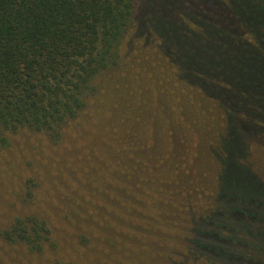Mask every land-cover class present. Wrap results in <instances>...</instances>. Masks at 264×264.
Here are the masks:
<instances>
[{
  "label": "trees",
  "instance_id": "16d2710c",
  "mask_svg": "<svg viewBox=\"0 0 264 264\" xmlns=\"http://www.w3.org/2000/svg\"><path fill=\"white\" fill-rule=\"evenodd\" d=\"M125 41L144 57L122 63ZM19 130L51 155L38 174L29 162L34 177L15 160ZM195 137L214 162L205 179ZM246 145L264 148V0H0V181L23 205L0 219L3 243L264 264V181Z\"/></svg>",
  "mask_w": 264,
  "mask_h": 264
},
{
  "label": "rangeland",
  "instance_id": "374dc122",
  "mask_svg": "<svg viewBox=\"0 0 264 264\" xmlns=\"http://www.w3.org/2000/svg\"><path fill=\"white\" fill-rule=\"evenodd\" d=\"M120 54H122V63H127L131 61L135 56H139L135 58L136 60H140L144 56L142 52H139V48L129 49L128 43L122 42L120 46ZM142 51L145 53V49L142 48ZM133 81L130 80V86L136 88L138 86L137 83L134 82V86L132 85ZM13 138V149H19L20 154L17 155L16 161L20 162L21 167L19 168V172H25L26 175H33V177L40 172L44 168L46 164H48L51 160V155L49 150L41 145H35L34 142L26 135V133L22 130H19L17 135ZM20 140V141H19ZM17 142L19 144H17ZM194 154L191 160V172L192 174H200L201 172H206V175L201 177V179H205L209 170L214 167V162L212 158L206 156L205 150H201V145H199V140L195 137L194 141ZM245 149V148H244ZM248 155L246 156V161L249 167L264 181V148L260 145L250 146L247 148ZM242 152V151H241ZM245 155V153H244ZM32 161L38 170L33 174L32 170L28 167L29 162ZM25 164V166H24ZM6 167L0 166V173L2 169ZM15 173L14 170L9 169V175ZM207 181V180H205ZM204 181V182H205ZM203 186V185H202ZM0 190L8 191L9 193L6 196L0 193V219H3L6 216H10V214L15 213L21 208L23 205L21 203V198L16 194V190L9 188L5 183L0 181ZM34 193L45 200L47 197V192L44 191V186H36L33 188ZM196 198V196H194ZM49 199V198H48ZM200 204L204 201V198L199 197ZM46 203V202H44ZM41 203V204H44ZM44 207V206H43ZM46 210L47 208L44 207ZM138 220L145 223H154L159 225L155 218H149L146 216H139ZM171 229L175 230V228L171 225ZM110 231V230H109ZM61 235H65L68 237L67 228L64 225L60 226ZM111 234V231L110 233ZM108 234L107 237L109 236ZM112 235V234H111ZM69 241L64 242L63 248H56V250H52L46 248L42 252L38 253H30L21 248L20 246H9L3 243L0 240V264H49L50 260L54 256H61L63 258H68L70 256L81 260L84 264H124L122 259L127 263H131L128 261L127 257L124 255V251H128V249H124L122 246L116 250L112 246L107 245L106 239L97 241L92 246L84 247V245L75 243L73 247L68 245ZM149 246L155 247L154 249H159L163 251V259L167 261L166 254L170 252V249L166 246H159L157 244H148ZM166 252V254H165ZM170 255V254H169ZM142 261H138L139 264H165L162 259L157 257H152L149 252L143 253ZM136 260V259H135Z\"/></svg>",
  "mask_w": 264,
  "mask_h": 264
}]
</instances>
